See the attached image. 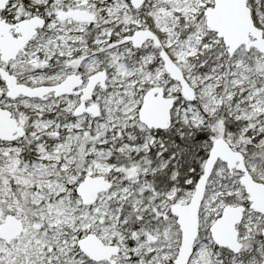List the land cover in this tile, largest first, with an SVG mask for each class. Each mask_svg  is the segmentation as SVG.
<instances>
[{
    "label": "snow or ice",
    "instance_id": "1",
    "mask_svg": "<svg viewBox=\"0 0 264 264\" xmlns=\"http://www.w3.org/2000/svg\"><path fill=\"white\" fill-rule=\"evenodd\" d=\"M0 264H264V0H0Z\"/></svg>",
    "mask_w": 264,
    "mask_h": 264
}]
</instances>
